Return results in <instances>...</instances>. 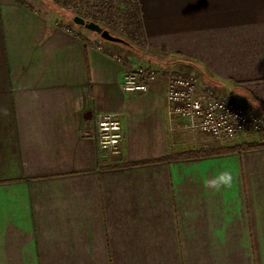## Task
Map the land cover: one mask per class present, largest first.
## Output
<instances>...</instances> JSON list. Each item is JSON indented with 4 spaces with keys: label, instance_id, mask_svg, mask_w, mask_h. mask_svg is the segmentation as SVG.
Listing matches in <instances>:
<instances>
[{
    "label": "crops",
    "instance_id": "crops-1",
    "mask_svg": "<svg viewBox=\"0 0 264 264\" xmlns=\"http://www.w3.org/2000/svg\"><path fill=\"white\" fill-rule=\"evenodd\" d=\"M39 1L0 0V264H264V144L170 123L165 83L125 93L111 57L264 117V0H100L136 7L134 53ZM98 113L121 119L119 156L90 134Z\"/></svg>",
    "mask_w": 264,
    "mask_h": 264
},
{
    "label": "built area",
    "instance_id": "built-area-1",
    "mask_svg": "<svg viewBox=\"0 0 264 264\" xmlns=\"http://www.w3.org/2000/svg\"><path fill=\"white\" fill-rule=\"evenodd\" d=\"M111 57L126 67L121 82L125 93L146 94L155 82L161 80L165 83L164 96L170 123L177 120L183 130L204 134L215 141L253 134L264 144V117L248 112L239 98L217 97L212 88H202L193 75L162 73L118 54ZM92 126L90 134L95 137L98 150L119 156L124 137L120 117L98 113Z\"/></svg>",
    "mask_w": 264,
    "mask_h": 264
},
{
    "label": "rangeland",
    "instance_id": "rangeland-1",
    "mask_svg": "<svg viewBox=\"0 0 264 264\" xmlns=\"http://www.w3.org/2000/svg\"><path fill=\"white\" fill-rule=\"evenodd\" d=\"M41 1H39L40 7H42V9H44L46 13L53 15V17L56 16L60 18H66L68 21L72 22V24L76 28H80L82 30L84 29L83 27L77 26L73 23L72 20L75 16L80 17L89 22H94L98 25L101 24L105 26L106 29H110L113 32L125 37L126 41L130 42V44L134 45V47L137 46L136 45L137 43L132 41L130 37L127 36L129 30L128 27L126 26V13L130 8L127 7L126 4H124L121 1L111 2L112 5L102 1H98V2L90 1L86 3L66 4V5L61 4L60 0H41ZM99 8H101L100 10L102 9L105 10L100 11ZM99 40L103 41L102 39ZM126 50L128 53L131 52L128 46H126ZM247 135H251L252 137L257 138L253 134H247Z\"/></svg>",
    "mask_w": 264,
    "mask_h": 264
},
{
    "label": "trees",
    "instance_id": "trees-1",
    "mask_svg": "<svg viewBox=\"0 0 264 264\" xmlns=\"http://www.w3.org/2000/svg\"><path fill=\"white\" fill-rule=\"evenodd\" d=\"M97 1V0H95ZM100 1V0H99ZM89 2L88 0H60V3L63 5L66 4H77V3H86ZM96 4V3H95ZM103 10V9H102ZM103 29L108 30L113 36L119 37L123 40L126 41L125 37L122 35H119L115 32H113L110 29H106L105 26L99 24ZM126 26L128 27L129 32L127 33V36L130 37V39L137 44L141 45V25H140V17L137 12L136 7H131L127 13H126ZM127 42V41H126ZM128 43V47L130 48V51L132 53L138 51V47H134V45ZM261 147V145L257 144H250V145H242V146H237V147H232V148H220V149H215V150H210V151H199V152H190L185 155H183V158H198V157H204V156H209V155H215V154H225V153H240L243 151H250V150H255Z\"/></svg>",
    "mask_w": 264,
    "mask_h": 264
},
{
    "label": "water",
    "instance_id": "water-1",
    "mask_svg": "<svg viewBox=\"0 0 264 264\" xmlns=\"http://www.w3.org/2000/svg\"><path fill=\"white\" fill-rule=\"evenodd\" d=\"M72 21L75 25L81 26L85 30L97 34L100 37V39H102L105 42L124 45V46L128 45V43L125 40L113 36L108 30L103 29L101 26H99L94 22L86 21L77 16H75Z\"/></svg>",
    "mask_w": 264,
    "mask_h": 264
},
{
    "label": "clouds",
    "instance_id": "clouds-1",
    "mask_svg": "<svg viewBox=\"0 0 264 264\" xmlns=\"http://www.w3.org/2000/svg\"><path fill=\"white\" fill-rule=\"evenodd\" d=\"M231 179H232V177L229 173H224L220 176L219 180L214 182V183L227 185L231 182Z\"/></svg>",
    "mask_w": 264,
    "mask_h": 264
}]
</instances>
